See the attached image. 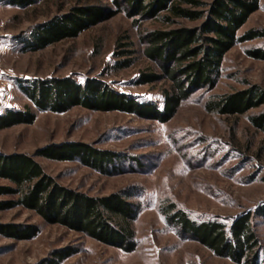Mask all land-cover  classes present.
Instances as JSON below:
<instances>
[{
	"label": "rangeland",
	"instance_id": "rangeland-1",
	"mask_svg": "<svg viewBox=\"0 0 264 264\" xmlns=\"http://www.w3.org/2000/svg\"><path fill=\"white\" fill-rule=\"evenodd\" d=\"M97 1L115 5L112 0H34L26 5L0 0V83L4 85L0 112L30 102L16 84L19 78L72 75L83 81L97 76L120 91L144 99L158 97V84L135 81L148 65L146 58L138 55L132 64L119 69L115 64L120 58L116 50L129 47L121 42L137 43L143 28L165 26L158 20H141L138 28L131 16L120 11L76 37L40 49L24 46L22 38L33 25L66 13L74 5ZM198 22L180 19L189 25ZM252 27L264 29V0L238 33ZM263 44L264 38H256L227 50L216 85L195 90L167 121L74 105L65 111L42 110L31 123L0 128V152L33 153L50 142L77 140L122 153L124 158L110 174L78 159L41 155L36 159L59 182L93 195L134 186V200L143 206L134 222L137 245L132 251L58 223H46L28 208L1 209V222H34L40 231L28 239L0 233V264H38L53 249L68 245L78 252L60 264H238L181 235L165 221L159 205L175 201L194 217L229 220L244 211L255 212L264 203V134L250 124L247 113H210L204 108L213 93L242 89L246 81L264 86V59L247 52ZM6 183L0 178V184ZM6 197L0 195V199ZM252 220L264 246V219L256 214Z\"/></svg>",
	"mask_w": 264,
	"mask_h": 264
},
{
	"label": "trees",
	"instance_id": "trees-1",
	"mask_svg": "<svg viewBox=\"0 0 264 264\" xmlns=\"http://www.w3.org/2000/svg\"><path fill=\"white\" fill-rule=\"evenodd\" d=\"M34 0H10L26 5ZM74 5L66 13L33 25L22 38L26 49H40L65 37H76L82 30L123 11L139 22L160 21L163 27L143 28L137 43L123 41L116 50V68L132 64L138 55L148 65L136 76V83L158 84V97L144 99L120 91L97 76L78 81L72 75L19 78L17 86L30 100L23 108L6 107L0 112V128L31 123L42 110L65 111L74 105L94 110H122L139 117L169 120L182 101L199 88H213L222 75L225 53L238 42L264 38V29L252 27L238 33L248 16L260 7V0H112ZM180 19L199 20L193 25ZM128 38V36H125ZM138 44V47L135 45ZM248 54L264 59V44L247 49ZM242 89L213 93L204 102L210 113H247L250 124L264 134V86L246 81ZM255 110V111H253ZM78 159L100 172L117 170L124 155L77 140L50 142L33 153L0 152V210L21 206L33 210L46 223H58L125 251L136 248L134 222L141 207L134 200V186L104 195H93L65 185L49 174L36 156ZM165 221L181 235L196 239L214 254L227 256L238 264H264V246L252 216L264 219V203L255 212L244 211L229 220L220 216L198 218L175 201L159 205ZM40 231L34 222H1L0 233L28 239ZM78 252L73 246L51 251L38 264H60Z\"/></svg>",
	"mask_w": 264,
	"mask_h": 264
},
{
	"label": "built area",
	"instance_id": "built-area-1",
	"mask_svg": "<svg viewBox=\"0 0 264 264\" xmlns=\"http://www.w3.org/2000/svg\"><path fill=\"white\" fill-rule=\"evenodd\" d=\"M2 89H4V85L2 83H0V90L2 91ZM0 99H1V97H0Z\"/></svg>",
	"mask_w": 264,
	"mask_h": 264
},
{
	"label": "crops",
	"instance_id": "crops-1",
	"mask_svg": "<svg viewBox=\"0 0 264 264\" xmlns=\"http://www.w3.org/2000/svg\"><path fill=\"white\" fill-rule=\"evenodd\" d=\"M6 97H7V95H6ZM6 97H5V98H6Z\"/></svg>",
	"mask_w": 264,
	"mask_h": 264
}]
</instances>
